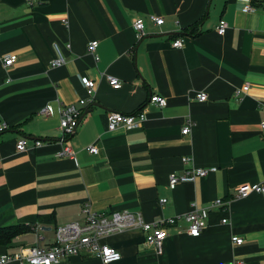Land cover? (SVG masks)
<instances>
[{
    "label": "crops",
    "instance_id": "1",
    "mask_svg": "<svg viewBox=\"0 0 264 264\" xmlns=\"http://www.w3.org/2000/svg\"><path fill=\"white\" fill-rule=\"evenodd\" d=\"M247 4L254 11L242 12ZM150 16L163 18L162 25ZM136 18L145 23L141 40ZM220 20L228 24L222 36L215 30ZM176 39L183 41L179 49L171 46ZM91 41L98 42L97 61L87 50ZM53 44L65 58L56 68ZM9 54L16 61L4 68ZM106 76L121 87L111 88ZM83 78L95 82L93 102L69 140L74 158H57L58 107L87 100ZM245 83L249 90L236 97ZM200 92L206 101L196 99ZM151 95L167 105H147L136 129L107 130L108 113H133ZM47 105L52 115L39 116ZM188 121L190 133L182 135ZM263 122L264 3L0 0V123L8 126L0 132V228L26 229L0 245V256L50 247L56 227L82 222L88 205L98 213H139L144 222L175 218L161 255L138 229L101 239L121 255L109 264H264V199L234 198L238 186L264 181ZM20 138L27 149L18 153ZM35 140L43 144L34 148ZM91 145L96 155L86 151ZM192 168L216 171L168 188L170 174ZM216 199L230 200L229 210H211L201 234L189 236L183 216ZM58 264L103 263L77 255Z\"/></svg>",
    "mask_w": 264,
    "mask_h": 264
},
{
    "label": "built area",
    "instance_id": "2",
    "mask_svg": "<svg viewBox=\"0 0 264 264\" xmlns=\"http://www.w3.org/2000/svg\"><path fill=\"white\" fill-rule=\"evenodd\" d=\"M29 1V0H26ZM264 3V0H254ZM242 12H252L254 8L247 4ZM150 21L156 26L163 23V18L150 16ZM132 28L136 34V39L141 40L146 36L145 23L142 18H136L132 22ZM228 28L227 22L220 20L216 26V33L220 36L224 35ZM97 41H91L87 45V50L94 60H98L96 49ZM173 48L179 49L183 46L182 39H176L172 42ZM55 57L51 61L52 68L64 65L65 58L57 44L52 46ZM16 61L15 55H6L2 59L4 68L11 67ZM108 84L113 89H119L121 83L114 77L106 76ZM83 87L86 90L87 100H79L76 105L59 104V130L60 135L58 142L61 145V150L56 154L57 158H74L75 153L69 145V140L74 134L78 125L83 108L86 104L93 102L95 82L89 79L81 80ZM249 90V84L245 83L241 88L235 90V96ZM196 99L199 102H204L207 95L204 92L196 94ZM147 105H153L158 108H163L167 105V100L158 95H151L148 102L144 104L137 111L130 114H121L117 112H110L107 114V130L112 132L118 128L125 130H132L140 127L146 121ZM39 116L49 117L52 115L50 106H45L38 113ZM192 123L189 121L183 126L181 130L182 135L190 133ZM261 128L264 129V122L261 123ZM8 126L5 123H0V132L6 131ZM42 141L35 140L33 147L37 148L42 145ZM27 149V139L20 138L16 143V152L21 153ZM86 151L90 154L96 155L98 149L91 145L86 147ZM187 158H183L182 162H187ZM216 168H192L184 172L182 175L170 174L168 178V188L173 190L179 183L193 182L196 178H203L207 174L215 172ZM259 194L264 199V181L254 185H241L235 189L234 198L244 199L251 194ZM166 200H161L165 203ZM230 200H214L209 208H197L194 205L192 209L183 216L187 223V234L191 237H198L206 226V221L211 210H229ZM83 221L71 222L62 226L56 227L54 231V240L50 247L44 249L39 247H31L22 251L20 254L3 255L0 256V264H6L10 261L22 262V264H58L63 260H67L72 256L88 255L99 259L103 264H109L120 260V253L114 248L108 247L101 243V239L112 234L122 232L127 229H138L145 234L146 245L152 247L156 254L161 255L163 252L164 240L167 237L166 227L175 224V218L161 219L155 222H144L139 213H132L129 211L118 212H93L88 205L82 209ZM226 220H222L225 223ZM232 242L235 245H240L243 240L239 237H232ZM230 264H241L239 261H233Z\"/></svg>",
    "mask_w": 264,
    "mask_h": 264
},
{
    "label": "trees",
    "instance_id": "3",
    "mask_svg": "<svg viewBox=\"0 0 264 264\" xmlns=\"http://www.w3.org/2000/svg\"><path fill=\"white\" fill-rule=\"evenodd\" d=\"M193 31L194 29L191 30V32ZM23 231H26V229L22 226L0 228V245H6L14 235Z\"/></svg>",
    "mask_w": 264,
    "mask_h": 264
},
{
    "label": "water",
    "instance_id": "4",
    "mask_svg": "<svg viewBox=\"0 0 264 264\" xmlns=\"http://www.w3.org/2000/svg\"><path fill=\"white\" fill-rule=\"evenodd\" d=\"M85 113H86V111L81 115L80 119L84 116Z\"/></svg>",
    "mask_w": 264,
    "mask_h": 264
}]
</instances>
